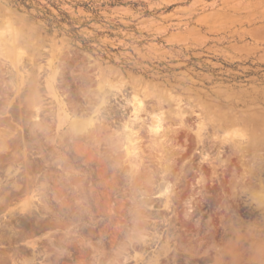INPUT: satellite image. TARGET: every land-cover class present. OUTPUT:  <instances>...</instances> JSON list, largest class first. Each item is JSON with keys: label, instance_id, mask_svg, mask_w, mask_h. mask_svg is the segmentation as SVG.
I'll use <instances>...</instances> for the list:
<instances>
[{"label": "rangeland", "instance_id": "obj_1", "mask_svg": "<svg viewBox=\"0 0 264 264\" xmlns=\"http://www.w3.org/2000/svg\"><path fill=\"white\" fill-rule=\"evenodd\" d=\"M0 20V264H264V0Z\"/></svg>", "mask_w": 264, "mask_h": 264}, {"label": "bare ground", "instance_id": "obj_2", "mask_svg": "<svg viewBox=\"0 0 264 264\" xmlns=\"http://www.w3.org/2000/svg\"><path fill=\"white\" fill-rule=\"evenodd\" d=\"M0 21H2V20H0ZM20 41H18L17 39L15 40H12V42H11V44H10V46H8V47H6V45H4L5 46V48H3L1 51L2 52H0V66H1V64H4V65H6L7 63H6V57H7V53L9 52H4L5 50H14L16 47H17V44L19 43ZM15 75L12 77V79L11 80H15V79H18V77L19 78H23V75H22V73H20V72H18V69H15ZM0 74H1V68H0ZM31 83H34V81H30ZM50 83H51V79H46L45 80V86H46V88H50ZM13 84H15V83H13ZM110 91V90H109ZM110 95L112 94V93H109ZM116 94V93H115ZM135 105H137V104H135ZM140 105H138V107H139ZM133 108H135V107H133ZM133 110V109H132ZM138 112V111H137ZM133 114V113H132ZM139 116V115H138ZM132 117H134V119H132L131 117V120H129L130 122L131 121H135L136 120V118H137V115H136V113H134V115L132 116ZM127 120V119H126ZM128 121V120H127ZM126 121V122H127ZM128 123V122H127ZM131 123H133V122H131ZM135 123H138V122H136L135 121ZM139 124V123H138ZM137 125V124H136ZM133 126V125H132ZM129 127H130V125H129ZM155 127V129L158 127V126H154ZM127 128V127H126ZM125 130H127V129H125ZM128 131V130H127ZM131 132H130V130H129V132H127L126 133V141H129V138H131ZM4 138V137H3ZM3 141H5L4 139H3ZM130 142H131V140H130Z\"/></svg>", "mask_w": 264, "mask_h": 264}]
</instances>
